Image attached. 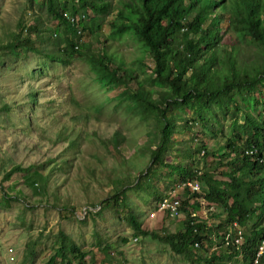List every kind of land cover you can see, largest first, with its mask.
I'll return each mask as SVG.
<instances>
[{
  "label": "rangeland",
  "instance_id": "rangeland-1",
  "mask_svg": "<svg viewBox=\"0 0 264 264\" xmlns=\"http://www.w3.org/2000/svg\"><path fill=\"white\" fill-rule=\"evenodd\" d=\"M103 1H109L113 10L103 18L87 7L84 23L91 27L79 41L97 51L109 37L111 49L124 57L127 65H133L138 79L146 77L153 66L151 54L134 34L110 36L119 3ZM43 2L0 0V264H48L61 231L86 253L85 264H192L187 255L174 251L168 243L135 232L129 222L131 214H137L143 227L164 236L184 230L188 218L186 213L178 218L151 217L162 196L176 190L182 196L189 194L178 192L180 178L165 163L154 165L149 176L140 177L160 140L154 120L145 118L138 106L128 109L127 100L118 99L120 89L101 86L86 60L74 58L62 64L39 51L54 49L50 38H55L58 24ZM71 2L68 0L69 5ZM36 19L47 42L37 40L30 28L21 30V24L30 27ZM61 33L64 35L62 29ZM227 36L225 42L239 46L242 58L258 59L254 43ZM17 37V51L7 49L6 44ZM143 55L144 67L134 60H142ZM130 88H137L136 80ZM178 115L188 118L191 113L182 110ZM211 121L216 123V119ZM215 127L206 128L204 137L199 124L190 131H178L176 143L171 142L165 154L167 165L187 163L190 158L181 151L188 146L193 151L195 146L206 151L217 147L212 136ZM72 140H76L74 146L69 144ZM202 149L194 156L197 169L215 161L211 154L202 155ZM14 166L22 170L7 180L4 177ZM214 171H226V166H214ZM122 186L127 189L125 195L103 202ZM260 211L264 212V180ZM261 212L259 227H264ZM218 219L215 214L214 225ZM255 219L252 217V222ZM253 228L254 223H248L245 233ZM52 264L63 261L57 258ZM222 264H242V259Z\"/></svg>",
  "mask_w": 264,
  "mask_h": 264
},
{
  "label": "trees",
  "instance_id": "trees-1",
  "mask_svg": "<svg viewBox=\"0 0 264 264\" xmlns=\"http://www.w3.org/2000/svg\"><path fill=\"white\" fill-rule=\"evenodd\" d=\"M75 1L69 5L68 0H44L42 5L58 24L55 38H50L54 49L39 51L62 64H68L74 58L86 60L101 86L108 90L120 89L118 99L121 102L127 100L128 109L138 106L145 118L154 120L160 140L151 151L145 175L142 170L140 177L149 176L152 167L158 163L171 167L180 182L194 177L198 171L194 156L202 147L194 145L193 151L188 146L181 151L190 158L187 163L183 160L178 165H167L165 154L169 144L176 143L178 131L187 132L199 124V132L204 137L206 128L212 130L215 124L217 126L212 134L217 147L211 151L202 149L207 156L213 155L215 161L205 163L198 175L206 185L207 200L218 206L217 213H209L212 218L215 214L219 216L217 225H210L201 212L193 217L186 210L189 204L186 198L182 206L188 216L184 230L161 236L143 227L137 214H131L129 222L134 231L168 243L174 251L187 255L192 264H222L231 259H242V264H251L264 238V227H259L264 161L258 158L264 156V0H118L110 36L134 34L144 51L151 54L153 66L142 79H138L140 75L133 65H127L124 57L111 49L109 37L102 40L97 51L91 49L90 44L79 41L84 30L91 26L84 23L86 18L79 20L78 26L71 18L77 14L86 15L87 7L95 9L104 18L113 10L111 3ZM28 28L36 32L37 40L47 42L45 31H38L37 19L30 27L21 24V30ZM228 34L235 35L239 42L254 43L258 47V59L242 58L239 46L225 42L226 37H230ZM5 47L17 51L19 37ZM134 60L139 66H147L144 55L142 60ZM133 80L137 82L135 90L130 88ZM182 110L190 111V117L179 116L178 111ZM211 119H216V123ZM75 142L72 140L69 144L74 146ZM251 149L255 152L247 153ZM57 165L63 168L61 164ZM214 166H226V171L216 173ZM28 168L26 172H29ZM21 170L20 166H14L4 178L8 180ZM45 179L46 183L47 177ZM125 188H117L103 202L111 198L119 200L125 195ZM194 206L199 211L200 204ZM254 216L256 219L252 222ZM234 221L244 228L248 223H254V228L245 233L239 249L224 246ZM197 241L199 251H195ZM85 257L82 248L61 231L57 249L48 264L57 258L63 264H85Z\"/></svg>",
  "mask_w": 264,
  "mask_h": 264
},
{
  "label": "built area",
  "instance_id": "built-area-1",
  "mask_svg": "<svg viewBox=\"0 0 264 264\" xmlns=\"http://www.w3.org/2000/svg\"><path fill=\"white\" fill-rule=\"evenodd\" d=\"M78 1V0H77ZM87 14H77L76 17L71 18L73 22H75L78 26V22L81 19H85ZM255 151L253 149L248 150L247 153L253 154ZM204 153V151L202 152ZM262 161L264 158L261 159ZM202 172V170L198 169L197 175L194 177H189L184 181H181L178 185L179 190L178 192L188 191L189 194L187 196H182L177 193L176 191H171L166 195L162 196L156 205V209L151 217H156L157 215L161 214L163 217H173L178 218L182 215V213H186L182 211L183 201L188 198L189 204L186 206V210L191 212L190 214L193 217H197L201 212L204 214V218L208 221L211 225L213 224L212 219L209 216V213L216 212L218 210V206L215 203L209 202L207 200V190L205 183L198 177V175ZM195 203L200 204L201 211L195 210ZM245 240V229L243 226L239 225L238 222L234 221L230 231L227 233L226 240L224 246L232 245L235 246L237 249L241 247ZM195 247L199 248V242H195ZM264 255V238L259 246V249L253 259L251 264H263L262 263V256Z\"/></svg>",
  "mask_w": 264,
  "mask_h": 264
},
{
  "label": "clouds",
  "instance_id": "clouds-1",
  "mask_svg": "<svg viewBox=\"0 0 264 264\" xmlns=\"http://www.w3.org/2000/svg\"><path fill=\"white\" fill-rule=\"evenodd\" d=\"M204 151V150H203ZM202 151V152H203ZM204 153H205V151H204ZM204 153H202V155L204 154ZM260 160L262 159V158H264V156H262V157H258ZM262 161V160H261ZM264 161V160H263ZM245 229V228H244Z\"/></svg>",
  "mask_w": 264,
  "mask_h": 264
}]
</instances>
